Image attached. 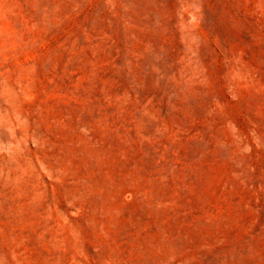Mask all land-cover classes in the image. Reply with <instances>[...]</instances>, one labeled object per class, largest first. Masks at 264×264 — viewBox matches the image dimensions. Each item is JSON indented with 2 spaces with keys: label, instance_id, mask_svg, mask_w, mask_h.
Instances as JSON below:
<instances>
[{
  "label": "rangeland",
  "instance_id": "obj_1",
  "mask_svg": "<svg viewBox=\"0 0 264 264\" xmlns=\"http://www.w3.org/2000/svg\"><path fill=\"white\" fill-rule=\"evenodd\" d=\"M0 264H264V0H0Z\"/></svg>",
  "mask_w": 264,
  "mask_h": 264
}]
</instances>
